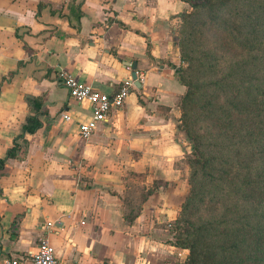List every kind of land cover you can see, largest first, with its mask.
<instances>
[{
    "label": "crops",
    "instance_id": "1",
    "mask_svg": "<svg viewBox=\"0 0 264 264\" xmlns=\"http://www.w3.org/2000/svg\"><path fill=\"white\" fill-rule=\"evenodd\" d=\"M183 4L0 0V160L19 147L0 168V264L27 257L40 235L72 264H175L179 252L163 226L172 190L164 187L181 148L173 118L157 108L173 113L183 92L171 26ZM132 64L140 88L79 138L91 107L69 97L56 71L110 95ZM34 113L40 127L19 139Z\"/></svg>",
    "mask_w": 264,
    "mask_h": 264
},
{
    "label": "trees",
    "instance_id": "2",
    "mask_svg": "<svg viewBox=\"0 0 264 264\" xmlns=\"http://www.w3.org/2000/svg\"><path fill=\"white\" fill-rule=\"evenodd\" d=\"M191 8V12L181 11L179 18L185 22V27L188 22L191 30L195 35L201 33V28L198 22L199 15H203L206 20L204 25H211L214 32L221 36L222 43L220 46L232 45L235 48L242 49L252 54L253 61L261 60L264 56V0H181ZM225 36V37H223ZM181 52V60L187 63L186 68L189 70V79L182 77L183 70L178 69L177 81L185 87V92L181 97L180 122L176 127L180 131L186 133L187 140L190 143L189 162L198 167L205 168L208 162L212 163L216 159V154L209 158L204 154V146L200 141V137L192 136L187 129V110L194 108L197 115L202 119L207 120L210 125L217 130L215 134L218 137L222 135L233 139V145L236 150L233 157L236 159L237 168L234 170L235 177L240 184H234L237 189L244 185V198L248 201L263 204L262 220L264 219V202H261L262 192L260 193L263 184H257L252 177H258L264 168L259 165H264V161L259 164V159H263L264 144L258 143L264 138V101L258 102L257 97H264V70H258L259 76L257 80V91L252 94V98H245V94H240V82L237 87L232 88L230 98H221L220 94L214 93L205 97L202 93L205 92L202 85L195 84L191 76L195 70L196 75L202 78L207 75L212 69L210 59L213 57L209 50L196 52L192 49ZM182 46V44L180 43ZM245 53L244 55H246ZM251 60V61H252ZM239 64L233 71V78L238 80L239 73L242 71V66ZM217 66V65H216ZM215 67V66H214ZM181 70V71H180ZM237 71V77L236 72ZM234 73L235 77L234 78ZM225 79V78H224ZM200 81V80H199ZM209 82V81H208ZM210 86V84H209ZM226 93V92H225ZM224 93V94H225ZM240 97V99H239ZM37 99H28L33 110H38L36 104ZM188 104L190 106L187 108ZM251 114V115H250ZM189 116V115H188ZM38 115L34 113L26 118L25 123L21 128L20 139L23 134H33L40 127ZM223 143H219L215 152L220 156L226 154L223 150ZM244 152H243V149ZM19 147L14 145L7 150L5 157L0 160V168L4 161L15 157V152ZM254 158L257 159L254 160ZM250 159V160H248ZM263 167V166H261ZM228 171V170H225ZM225 177V172L221 174ZM221 179V178H220ZM259 220L256 224H248L242 222L235 225L234 222L227 223L217 222H183V228L186 232V237L176 240L173 245L185 250L187 255L182 264H264V224ZM174 224L170 231L180 228V225Z\"/></svg>",
    "mask_w": 264,
    "mask_h": 264
},
{
    "label": "rangeland",
    "instance_id": "3",
    "mask_svg": "<svg viewBox=\"0 0 264 264\" xmlns=\"http://www.w3.org/2000/svg\"><path fill=\"white\" fill-rule=\"evenodd\" d=\"M183 6L184 7L180 9L171 23L172 36L176 47L174 65L177 67V70L180 68L183 70L182 77L186 80L189 79V70L186 68L187 63L181 60V52L185 51L183 44L185 45L184 38L186 36L187 51L188 49H192L196 52L209 50L207 52L213 55L209 61L210 64H212V69L207 72V75L203 78L202 75H196L195 78V70L191 74L194 79L193 82L202 85L205 90L202 94L205 97H208L211 93H217L221 95V98H230L232 95V88L235 89L237 83L240 82V94H245L243 99L252 98L253 96L251 97V95L257 92L255 91L257 90L258 84L256 77L260 75L258 70H261V72L264 70V56H262L263 58H261V60L253 61L251 59V53L242 51L240 48L236 49L234 44L225 45V47L220 46L222 43L221 36L214 32L211 25H204L203 21L206 19L203 15H199L198 17L201 33L195 35L193 30H191L188 35L190 25L194 23L193 21L191 24L188 22L186 25L189 27L187 28L184 26L185 22L181 21L179 14L183 10L191 12V8L185 3ZM245 53L247 54L244 55ZM245 62L247 63L245 66H242V71L239 73L238 80L234 79L232 81V69H234V67L237 69L239 64L243 65ZM237 71L238 70L234 71L236 72V77ZM177 75L176 72V77ZM236 77L234 73V78ZM182 87L183 92L180 96L176 97L174 102L173 113L169 112L171 108H157L158 113L162 116H171L173 118V139L177 140L178 146L181 148V157L176 158L166 168L169 182L166 183L164 192L166 194L167 190L171 187L170 189L172 190V193H170L171 195L167 194L164 197V202L167 204L166 209H168V213L165 212L167 217L164 218V229L169 233L168 235L172 242H175L176 240L186 237V232L182 227L184 221L192 223L201 221H220V223L234 222L235 225L241 224L242 222H247L250 225L256 224L257 221L262 220L263 216L261 214L263 204L258 205V203L246 200L244 198L245 190L243 184L240 186V189H237L234 186L235 183L240 184L237 180L239 178H236L234 173V170L237 168V164L235 163L236 159L233 157V153L236 150L235 145H233L234 140L229 139L224 135L218 137L215 134L217 130H215L207 120H194L195 118L200 117L197 115L194 108H188L190 104L187 106L188 132L192 136H203L200 137V141L204 146L205 156L209 158L210 156H213V154H216V159L212 163L208 162L207 166L203 169L198 168L189 162L190 143L187 140L186 133L180 131L176 127L182 122L179 120L182 114L180 107L181 97L185 92V87L183 85ZM257 101H264V97H257ZM219 143H223V150L226 152L225 155L220 156V159H218V151L215 152V148H217ZM258 143L263 145L264 138ZM262 158L263 159L258 160L259 164L264 161V154ZM254 160L257 161L256 158H254ZM259 167L263 169L264 165H259ZM224 172L225 177L221 175ZM252 180L259 185L263 184L264 173L261 172L258 177H252ZM259 192L263 193L261 202H264V187H262ZM169 218L170 220L168 221ZM262 221L264 224V219ZM174 224L180 225V228L172 232L170 229ZM175 248L181 253V256L174 263L182 264L187 252L176 246Z\"/></svg>",
    "mask_w": 264,
    "mask_h": 264
},
{
    "label": "built area",
    "instance_id": "4",
    "mask_svg": "<svg viewBox=\"0 0 264 264\" xmlns=\"http://www.w3.org/2000/svg\"><path fill=\"white\" fill-rule=\"evenodd\" d=\"M137 80L141 79V74L135 71ZM56 79L67 89L69 97L76 103H87L90 105L92 114L89 120L78 124V136L83 140L90 138L99 123L107 121V117L112 110H120L123 107L126 97L134 88L132 72L128 73L120 83V87L113 94H104L96 91L90 84L78 81L70 72L58 69L55 73ZM63 119L69 120V116L64 114ZM52 222H46L43 228L50 230ZM181 256V253L178 254ZM8 264H72L58 260L54 254V249L49 243L47 236L40 235L37 239L36 248L28 253L25 258H13Z\"/></svg>",
    "mask_w": 264,
    "mask_h": 264
},
{
    "label": "water",
    "instance_id": "5",
    "mask_svg": "<svg viewBox=\"0 0 264 264\" xmlns=\"http://www.w3.org/2000/svg\"><path fill=\"white\" fill-rule=\"evenodd\" d=\"M131 66V70H132V78L134 79V86L136 88H140L141 84L140 82L137 80L136 75H135V65H130Z\"/></svg>",
    "mask_w": 264,
    "mask_h": 264
}]
</instances>
